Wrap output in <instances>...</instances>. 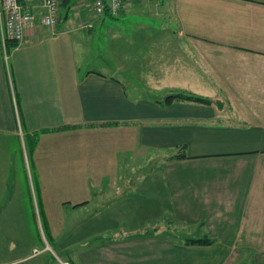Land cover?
<instances>
[{
  "label": "crops",
  "instance_id": "crops-1",
  "mask_svg": "<svg viewBox=\"0 0 264 264\" xmlns=\"http://www.w3.org/2000/svg\"><path fill=\"white\" fill-rule=\"evenodd\" d=\"M93 41L115 59L87 63ZM7 48L0 26V211L27 212L34 190L51 228L58 208L106 217L60 263L264 264V0H124L116 16L61 0L55 25ZM177 92L208 102H165ZM139 205L156 230L123 218ZM32 251L11 264H44Z\"/></svg>",
  "mask_w": 264,
  "mask_h": 264
},
{
  "label": "rangeland",
  "instance_id": "rangeland-1",
  "mask_svg": "<svg viewBox=\"0 0 264 264\" xmlns=\"http://www.w3.org/2000/svg\"><path fill=\"white\" fill-rule=\"evenodd\" d=\"M92 2V1H91ZM73 15V12L70 13ZM99 29V27H97ZM98 41H93L89 43V54L87 53L86 62L87 63H97L100 61L105 62L104 60L112 61L114 60V54L108 53V56L105 57L103 54V60L98 59L95 60V57L98 53ZM104 51H108V49L104 48ZM3 141V138L0 137V142ZM14 149V159L22 160L23 158L21 154L24 152L22 150L17 151L15 147L11 146L10 150ZM21 161V162H22ZM1 163V157H0ZM24 164H12V170H18L14 175L12 173L10 178L14 179L18 173L21 178H25V169L22 168ZM11 170V171H12ZM1 171V169H0ZM28 174V172H26ZM13 175L15 177H13ZM32 199L26 198L27 212L19 213L18 210H3L0 211V264H11V262H16L21 257L25 256L28 252H31L32 249L40 250L37 258H42L44 264H61L59 257H67L68 254L76 251L75 254H82L84 251L91 249L98 242L103 240V221H105V215H103V207L99 206H85L80 208L79 210H73V212L68 211L65 208H58L57 214L60 217L66 219V227H61L62 222L58 219L55 220L56 226L52 229L49 225V220H47L46 214L41 211L33 212L32 202H35V194L36 192L32 191ZM35 195V196H34ZM6 198V197H2ZM35 204V203H34ZM19 205V203H18ZM18 205H15L18 207ZM0 204V209H1ZM34 206V205H33ZM78 207V206H76ZM158 208V207H157ZM36 209V207H35ZM38 209V207H37ZM138 212H124L123 218L126 219L125 216H129L131 219H136L139 221H148L145 227V231H153L155 228L159 226L157 223L158 220L154 219V217H149L148 215L154 214L155 218L160 217V213L158 212H148L144 207L139 205ZM140 213V215H138ZM58 217V216H57ZM113 221V220H112ZM157 223V224H156ZM145 223H141L140 229L143 228ZM172 226V223H171ZM168 229V227L166 228ZM174 228H170V233L175 237L174 241L180 240L181 237H187V235L191 233H186L183 231H174ZM168 232V230H167ZM58 239H57V238ZM57 239V240H56ZM70 242V243H69ZM55 249L53 251L52 247ZM34 253V251H32ZM58 254V255H57ZM63 260V259H62ZM38 261V259H37ZM66 261V260H64ZM72 263V261H69ZM179 264L176 260H173L171 264ZM25 264H41L39 262L32 263L31 261L26 262Z\"/></svg>",
  "mask_w": 264,
  "mask_h": 264
},
{
  "label": "built area",
  "instance_id": "built-area-1",
  "mask_svg": "<svg viewBox=\"0 0 264 264\" xmlns=\"http://www.w3.org/2000/svg\"><path fill=\"white\" fill-rule=\"evenodd\" d=\"M29 0H0V26L3 53L6 61L9 58L7 48L8 41L16 43L24 39L27 29L37 21L42 25L52 26L56 19L61 0H37L43 12L37 14L29 6ZM94 16L104 15L107 11L110 15L116 16L124 5V0H91ZM108 9V10H107ZM107 10V11H106ZM40 250L34 249V253ZM62 264H71L69 261H61Z\"/></svg>",
  "mask_w": 264,
  "mask_h": 264
},
{
  "label": "trees",
  "instance_id": "trees-1",
  "mask_svg": "<svg viewBox=\"0 0 264 264\" xmlns=\"http://www.w3.org/2000/svg\"><path fill=\"white\" fill-rule=\"evenodd\" d=\"M176 99H191V100H196V101L208 102L207 98H203V97H200V96L188 94V93H185V92H177V93H173V94H168L165 97V102L170 103V102H172L173 100H176ZM40 213H41V211H40ZM186 242L192 243V244H209V243L212 242V239L207 238V237H204V238H188V239H186ZM71 264H73V263H71Z\"/></svg>",
  "mask_w": 264,
  "mask_h": 264
}]
</instances>
